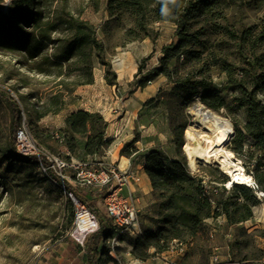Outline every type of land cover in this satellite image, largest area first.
<instances>
[{
    "label": "trees",
    "instance_id": "1",
    "mask_svg": "<svg viewBox=\"0 0 264 264\" xmlns=\"http://www.w3.org/2000/svg\"><path fill=\"white\" fill-rule=\"evenodd\" d=\"M53 2L15 0L10 10H0V48L22 55L25 60L21 63L33 72L62 77L50 95V106L41 116L60 112L67 103L65 95H73L79 85L94 82L96 59L105 68L107 82L118 84V73L108 59V47L99 38L97 28L65 6L53 8ZM229 2L108 0V18L102 28L106 36L117 33L118 44L125 46L155 37L153 25L159 21L176 24L175 39L163 46L159 65L146 72L140 85L145 87L148 81L166 75L175 83L167 93L170 107L174 102L177 107H183L199 97L212 109L226 110L235 127L228 147L253 176L259 189L264 191V19L237 26L228 15ZM143 68L140 67L139 75ZM162 92L161 89L149 98L146 105L159 100ZM0 98L7 100L12 109L11 144L2 156L8 160L5 168L16 163L38 164L37 156L20 155L16 150V131L22 121L18 103L4 93ZM108 126L109 122L100 112L71 111L63 128L65 145L74 154L79 147V137H83L86 139L85 154L101 155L113 142V138H106ZM172 127L179 146L185 123L176 126L172 122ZM138 140L134 137L126 142L121 154L130 156L136 152ZM145 170L153 186L154 203L145 216L151 224H143L136 237L121 235L118 238L128 241L133 247V256L142 261L172 249L175 243L207 240L208 220L211 218L225 216L228 224L243 222L254 215L253 207L264 200V197L258 198L255 189L245 184L235 183L228 189L225 183L229 176L226 174L211 178L222 185L216 186V192L205 194L207 174L193 173L188 163L180 158L167 162L160 149L151 150L146 155ZM49 175L92 211H98L95 201L89 197L92 193L63 182L54 172ZM112 229L110 220H102L99 230L86 244V264H99L103 256L116 261L106 245ZM237 231L248 234L243 226H238ZM240 244L242 242L237 239L231 244L232 251L240 248L237 255L239 251H245L238 246ZM206 254V248H202V258ZM247 257L250 254L245 252L239 258Z\"/></svg>",
    "mask_w": 264,
    "mask_h": 264
},
{
    "label": "rangeland",
    "instance_id": "2",
    "mask_svg": "<svg viewBox=\"0 0 264 264\" xmlns=\"http://www.w3.org/2000/svg\"><path fill=\"white\" fill-rule=\"evenodd\" d=\"M3 1L0 0V10L2 11H4ZM14 1L11 6L14 5ZM107 1L54 0L53 8L59 6L62 9L65 6L75 15L91 22L97 28L99 38L105 41L108 47V59L118 73V84L115 93H113L114 99L110 101L116 103L119 100V103L117 106L112 104V107L115 108L112 111V117L114 122L120 121L119 123H121L124 120L127 125L130 123L126 132L127 136L123 137L129 139L128 141L137 137L142 142H140V145L143 146L142 152L146 151L147 146L148 151L160 149L166 155L167 162L174 158L183 159L188 163L190 169H196L212 179H216L220 174L228 176L225 169L216 161L205 162L202 160L197 168H193L185 153L183 147L186 141L185 130L189 126L196 127L193 114L196 105L202 104L204 107L210 108L199 97L183 107H177L176 102L173 103L174 106L170 107L167 93L175 83L166 75H160L152 83L148 81L146 85L153 86V90L158 88L157 94L162 89L160 99L149 105H146L148 99L145 102L141 100L142 96L147 97L150 92L143 91L144 87L140 85V82L149 69L159 65L162 47L175 39L176 24L170 21H159L153 25L155 37H147L122 46L118 44L117 33L113 36H106L103 31L102 25L108 18ZM229 1L231 2H229L228 15L237 26H240L241 23L248 25L264 19L263 0ZM242 1H247V3H242ZM23 60L25 59L22 55L0 48V94L4 93L18 103L22 111V120H26L34 137L51 152L69 160L90 162L95 167L113 166L114 164L105 163L103 156H106V152L112 153L117 150L123 137L121 139L120 136L113 138L111 146L103 154L93 157H87L80 152L69 157L70 153L68 154L66 150L62 149L66 144L63 139L65 126H62L64 117L66 111L70 109L69 105L76 103L78 96L75 94L65 95L67 103L63 110L58 113L49 112L41 116L50 106V95L62 77L33 72L28 66L21 63ZM94 64L95 74V71L98 72V69L103 66L97 59ZM141 66L144 68L139 75ZM85 86L79 85L77 89ZM137 90L138 95H135L134 92ZM210 109L229 119L234 126L233 119L226 110ZM172 122L176 126L185 123L180 134L182 144L179 146L176 142L177 136L173 130ZM11 125L10 103L0 98V264H85L84 262L87 261L86 244L95 232L91 233L84 243L74 236L76 208L68 191L60 186L54 178L46 175L37 163H16L9 169L5 168L8 160L2 156L10 148ZM107 138L110 139V137ZM226 147L228 148V146ZM117 153L118 151H116V155ZM78 189L88 194L92 193L91 189L85 187ZM96 205L98 209L96 214L100 218V224L105 218L111 221L106 216L104 196ZM143 215L144 219H147L145 217L147 212ZM111 225L112 231L117 233L118 238L121 235L131 236L127 232L116 230L112 221ZM209 231L207 237L213 239ZM247 233L250 236L246 232L236 230V239L242 242L238 246H242L245 250L239 251L238 258L245 252L250 254L251 249L255 250L254 253L258 255L256 248L259 246L253 236L256 233L264 236V230ZM109 238L106 245L108 249H111ZM259 244L264 245V242L261 241ZM255 264L264 263L256 262Z\"/></svg>",
    "mask_w": 264,
    "mask_h": 264
},
{
    "label": "crops",
    "instance_id": "3",
    "mask_svg": "<svg viewBox=\"0 0 264 264\" xmlns=\"http://www.w3.org/2000/svg\"><path fill=\"white\" fill-rule=\"evenodd\" d=\"M94 75L95 80L93 83L86 84L84 88H78L74 92V94L78 96L77 101L76 103L69 105L70 109L66 111L62 126H65V118L71 111L86 109L93 112H100L109 122V126L106 130V138H119L120 136L121 139L123 136H127L126 132L129 129L130 123L127 125L124 120V122L122 121L121 123H119L120 121L114 122L113 120L112 111L115 110V108L112 107V104L117 106L119 100L116 103H113V101L110 100L114 99L113 93H115L116 85H111L107 82L106 71L103 67H100L98 72L95 71ZM142 89L143 91L147 90L150 92L147 97H141L143 102L151 97H154L158 91V88L153 90V86H145ZM134 94L138 95V90L135 91ZM124 119L126 120V118ZM128 140L129 139H125V137H123V141H120L117 150L113 151L112 153L106 152V156H103V161L109 165L114 164L115 166L122 169L130 168L135 170L140 175L141 180L138 182H132L128 187L124 188L123 193L126 196L132 198L133 202L138 208L139 216L141 214L140 224L142 226L143 224H151L147 219H144L143 214L146 212L148 213L150 211V205L154 203V199L152 197V182L145 170V158L150 150L148 151L147 146L146 151L142 152L143 146H141L142 144L140 145L141 141L139 140L136 142V147L138 150L135 153L130 156L122 155L121 149L124 144L128 142ZM85 141V138L79 137V147L74 154L77 152L85 154ZM62 149L66 150V153H70L72 156L66 145H64ZM116 151H118L117 155ZM86 156L89 157L88 155ZM91 191L92 194H90L89 197L95 201V204H97L100 198L104 196V191ZM253 210L254 215L251 218L240 222L237 225L228 224L226 217L222 216L220 220L221 222L217 226V230L213 239H209L208 236L207 240H195L189 244L175 243L172 249L157 254L148 261H142L135 258L132 254V245L128 241H122L118 239V246L115 247L114 250L110 249L109 252L110 256L115 258L116 261H109L107 256H103L99 264H205L208 260L210 261L213 253L217 254L220 264H255L256 262L264 263V245L259 244L261 241L264 242V236L258 235L257 233L254 234L253 237L254 241L256 240L259 246V248H256L258 255L254 253L255 250L251 249L250 257H247L246 259H239L237 257L238 250L235 249L232 251L231 244L236 239V230L238 226L245 227L249 233H254L256 231L258 232L261 229L264 230V200H262L260 204L255 205ZM208 223L210 230L209 232H211V224L213 223V220H209ZM116 235L117 233L112 231V236ZM204 243L205 245H203ZM202 248H206L207 251L206 257L204 258H202ZM84 263L86 264V262Z\"/></svg>",
    "mask_w": 264,
    "mask_h": 264
},
{
    "label": "built area",
    "instance_id": "4",
    "mask_svg": "<svg viewBox=\"0 0 264 264\" xmlns=\"http://www.w3.org/2000/svg\"><path fill=\"white\" fill-rule=\"evenodd\" d=\"M12 1L13 0H4L2 2L4 11L9 10ZM149 83H152V81H149ZM16 150L20 155L37 156L39 166L48 176H50L49 172H54L63 182L69 183L74 188L85 187L93 191H104L107 216L111 219L114 228L122 232H127L133 237L140 234L141 224L138 208L132 198L123 193L124 188L128 187L132 182L141 180L140 175L135 170L130 168L122 169L114 165L111 167H95L92 166L90 162H80L73 159L69 160L68 158L51 152L34 137L29 130L26 120H22L17 127ZM70 170H72V172H70ZM191 170L193 173L198 172L196 169ZM244 184L255 189L259 198L264 197V191L259 189L253 176L248 184ZM220 185L222 184L211 180V178L207 176L205 179V194H209L211 191L216 192V186ZM225 185L230 189L234 184L230 185V181H228ZM68 193L75 203L76 228L80 224L79 222L82 214H88L91 219V224L86 230L82 241V243H84L91 233L99 230L101 226L100 218L96 212L92 211L90 207L81 201L72 191H68ZM221 217L222 216L217 219H209L213 220L210 232L212 238L215 235L218 224L221 222ZM109 241L111 243V250H114L119 244L117 235L111 236ZM206 264H220L217 254L213 253L210 261Z\"/></svg>",
    "mask_w": 264,
    "mask_h": 264
},
{
    "label": "bare ground",
    "instance_id": "5",
    "mask_svg": "<svg viewBox=\"0 0 264 264\" xmlns=\"http://www.w3.org/2000/svg\"><path fill=\"white\" fill-rule=\"evenodd\" d=\"M193 114L196 127H187L185 130L186 141L183 146L190 165L197 168L202 160L205 162L216 161L228 174L230 185L248 184L252 178L251 174L246 171L234 151L226 147L234 132L231 121L202 104L196 105ZM79 223L74 233L82 242L86 230L91 224L90 216L86 213L82 214Z\"/></svg>",
    "mask_w": 264,
    "mask_h": 264
},
{
    "label": "water",
    "instance_id": "6",
    "mask_svg": "<svg viewBox=\"0 0 264 264\" xmlns=\"http://www.w3.org/2000/svg\"><path fill=\"white\" fill-rule=\"evenodd\" d=\"M209 110H211L210 108H208ZM234 132H235V129H234ZM234 132H233V134H232V136H231V138L233 137V135H234Z\"/></svg>",
    "mask_w": 264,
    "mask_h": 264
},
{
    "label": "clouds",
    "instance_id": "7",
    "mask_svg": "<svg viewBox=\"0 0 264 264\" xmlns=\"http://www.w3.org/2000/svg\"><path fill=\"white\" fill-rule=\"evenodd\" d=\"M172 3H175V0H171Z\"/></svg>",
    "mask_w": 264,
    "mask_h": 264
}]
</instances>
